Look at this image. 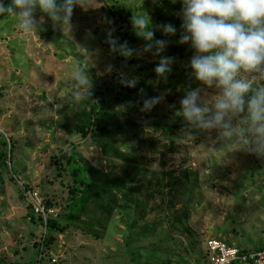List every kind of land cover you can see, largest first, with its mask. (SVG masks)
I'll return each instance as SVG.
<instances>
[{
  "label": "rangeland",
  "instance_id": "1",
  "mask_svg": "<svg viewBox=\"0 0 264 264\" xmlns=\"http://www.w3.org/2000/svg\"><path fill=\"white\" fill-rule=\"evenodd\" d=\"M148 1L78 0L71 30L39 10L36 16L43 15V21L35 33L20 30L12 17H0V214L19 213L21 223L29 229V242L41 241L42 226L22 197L21 185L36 190L41 203L55 209L54 217L71 183L64 162L66 151L73 149L90 169L105 171L110 167L89 133L82 136L73 129L79 101L75 96L84 91L73 79L76 69L88 76L89 88L97 85L105 96L124 90L119 83L121 74L166 82L153 71L160 56L152 52L137 54L125 58V66L119 67L105 42L111 29L106 12L113 13L116 26L122 29L129 18L125 11L129 10L130 32L134 35L131 47L142 49L149 43L131 24L138 15L151 18L150 30L152 25L162 23L142 7ZM3 2L8 4L10 0ZM176 29L175 35L167 36L155 31V39L168 41L160 55L175 58L167 78L188 71L192 83L201 88L204 103L211 106L220 90L208 88L191 75L188 65L196 53L190 42L178 43L183 30ZM109 64L114 66L110 73L105 71ZM256 75L240 73L250 80ZM108 83L115 86L111 92L105 88ZM261 84L264 81L255 80L253 87ZM165 92L154 87L147 96ZM180 99L167 91L153 107L159 120L175 126L172 140L143 124L138 107L137 113L128 114L143 126V130H135L142 140L123 136L119 149L130 155L120 161L147 169L152 178L132 184L131 189L123 187L103 230L92 226L96 235L80 224L65 228L61 238L55 235L54 242L47 246L53 249L55 264H134L139 260L141 264H161L181 248L190 250L186 264H198L205 256L204 240L212 236L247 250L264 247V145L253 143L247 113L232 117L233 135L226 138L219 129L202 130L187 124L180 114ZM117 108L125 116L124 103ZM186 133L196 139H186ZM157 179H161L159 184L155 183ZM145 188L156 190L147 196ZM3 224L0 218V226ZM58 241L65 243L63 247L57 245ZM76 242V246H70ZM36 251L30 264H43Z\"/></svg>",
  "mask_w": 264,
  "mask_h": 264
},
{
  "label": "clouds",
  "instance_id": "2",
  "mask_svg": "<svg viewBox=\"0 0 264 264\" xmlns=\"http://www.w3.org/2000/svg\"><path fill=\"white\" fill-rule=\"evenodd\" d=\"M77 5L78 0H10L8 4L0 0V17H12L20 30L35 33L37 25L43 21V15L36 16L39 10L71 30ZM178 15L183 30L178 43L190 42L196 53L188 65L191 75L208 88L220 90L211 106L204 103L200 87L187 91L179 101L183 119L196 129H219L220 135L229 138L233 135L232 117L246 112L253 143L264 145V84L253 87L255 80L264 81V0H182ZM150 22L151 18L144 15L131 20L137 35L150 41L142 49L130 47L128 41L120 42L112 34L114 28L107 33L105 42L109 44L110 52L125 58L147 52L160 56L153 71L157 78L167 80L175 58L160 55L168 41L155 39V31L167 36L175 35L177 29L171 23H160L152 25L150 30ZM113 70L111 64L105 68L108 73ZM241 72L257 75L250 80L241 77ZM73 79L84 89L75 99L88 98L91 94L88 76L77 68ZM138 82L137 77L129 74H121L119 78L121 86L126 88H135ZM167 91L170 90L149 97L141 88L138 91L141 100L135 103L141 112H150L164 99ZM185 138L194 141L196 136L186 133Z\"/></svg>",
  "mask_w": 264,
  "mask_h": 264
},
{
  "label": "trees",
  "instance_id": "3",
  "mask_svg": "<svg viewBox=\"0 0 264 264\" xmlns=\"http://www.w3.org/2000/svg\"><path fill=\"white\" fill-rule=\"evenodd\" d=\"M142 7L148 8V15L153 14L154 18L160 19L162 23H171L179 30H182V19L178 15L182 9V0H150ZM149 8L152 10L150 11ZM125 15L129 16V18L126 19L124 27L120 29L112 18L113 13L111 11L106 12L107 21H112L108 25L111 29H115L112 33L113 36L119 38L120 42L128 41L131 47L134 35L130 32V11L126 10ZM111 53L113 58L116 59V64L119 67H124L125 57L118 53ZM138 81L135 88L123 87V91L106 96L103 88L95 85L88 89L91 93L88 98L77 102L75 106L77 112L73 114L75 118L73 129L81 132L82 136L89 133L105 157L106 164L110 165V167L106 168L105 171L90 169L84 161L77 158V153L71 151L73 149L66 151L64 162L67 165L71 183L69 184L64 204L57 216H48L46 219L45 229L48 235L44 236L41 241L42 248L39 249L40 241L38 244L33 243L36 247L37 255L39 252L43 254L48 244L52 243L54 232L60 233L69 226L75 227L76 224H80L82 229L96 235L98 232L92 229V226L95 225L100 230H103L113 209V204L117 200V194L123 191V187L126 186L131 189L133 188L132 184L140 185L152 178L151 174H148L147 169L136 164L120 161L129 158L128 156L130 155L126 151L123 152L119 149L123 136L133 137L137 142L142 140L135 130L137 128L143 130V126L140 125L139 120H131L128 115L130 112L137 113V107L140 110V106L135 103L141 100L138 91L143 88L145 93L148 94L151 93V90H154V87H158L164 92L170 90L171 96L182 98L187 91L196 88L197 84L192 83L191 79H189L188 71L179 76L169 77L166 82L161 84L143 78H139ZM105 88L111 92L115 89V86L108 83ZM132 93L135 97L131 95ZM122 102L126 110L125 116L117 108ZM142 114L144 118L143 124L148 125L153 130L163 132L168 140H172L176 136L173 131L175 126L168 123V121L159 120V116L154 109L150 112H142ZM2 145H5L4 152H6V142L4 140H2ZM138 147H141L140 144ZM8 149L11 152V144H9ZM113 159L119 160L120 163L114 162ZM160 181L161 179H157L155 183L159 184ZM155 190L145 188L144 193L150 196ZM36 219L40 221V218L36 217ZM261 248L259 247L256 250ZM240 249L243 252L246 251L243 248ZM205 256L199 263L204 261ZM161 264H169V259L161 261Z\"/></svg>",
  "mask_w": 264,
  "mask_h": 264
},
{
  "label": "crops",
  "instance_id": "4",
  "mask_svg": "<svg viewBox=\"0 0 264 264\" xmlns=\"http://www.w3.org/2000/svg\"><path fill=\"white\" fill-rule=\"evenodd\" d=\"M0 218H3L4 220V224L0 226V264H30L33 255V250L36 247L31 241H27V238L30 233L29 229L22 224L23 221L21 223L20 220H22V217L19 213L15 211H10L7 215L5 214V212L3 214H0ZM20 223L21 225H19ZM61 233L62 232L57 234L53 233V236L56 235L57 238H61ZM64 244L65 243L63 241L57 242V245L61 247H63ZM77 244V242L72 243L70 244V246H76ZM189 254V249L181 248L179 253H171V255L167 258L169 259V264H186L189 260ZM54 256L55 254H53L52 247H46L44 253L41 255V258H43V264H55L54 262H51V258H54ZM134 264H141V262L139 260L137 263Z\"/></svg>",
  "mask_w": 264,
  "mask_h": 264
},
{
  "label": "built area",
  "instance_id": "5",
  "mask_svg": "<svg viewBox=\"0 0 264 264\" xmlns=\"http://www.w3.org/2000/svg\"><path fill=\"white\" fill-rule=\"evenodd\" d=\"M21 195L30 208L31 213L40 218L41 221V241L45 236V225L48 216H51L55 209L46 207L41 203L37 191L28 187L20 186ZM40 241L39 249L42 248ZM205 259L199 264H264V247L258 250L241 251L240 248L227 244L224 240L217 237H207L204 240ZM42 253L37 255L41 258ZM55 259L51 258V262Z\"/></svg>",
  "mask_w": 264,
  "mask_h": 264
}]
</instances>
